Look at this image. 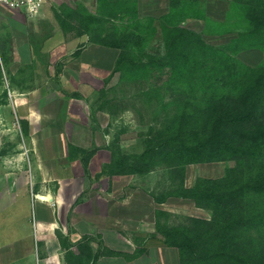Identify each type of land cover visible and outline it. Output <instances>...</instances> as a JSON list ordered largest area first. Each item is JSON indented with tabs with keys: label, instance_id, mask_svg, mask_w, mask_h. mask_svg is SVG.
Listing matches in <instances>:
<instances>
[{
	"label": "rangeland",
	"instance_id": "374dc122",
	"mask_svg": "<svg viewBox=\"0 0 264 264\" xmlns=\"http://www.w3.org/2000/svg\"><path fill=\"white\" fill-rule=\"evenodd\" d=\"M248 1L198 0L206 22L168 15L170 0H48L53 28L0 6V163L19 154L25 167L24 178L10 176L4 188L24 187L38 197L62 182L65 200L70 190L75 196L84 190V197L92 193L94 207L100 193L119 203L113 211L121 220L120 236L106 237L118 264H181L178 248L165 244L161 231L199 230L221 215L208 203L182 197V188L204 179H232L240 165L190 163L183 176L177 165L160 160L146 173L111 175L107 166L120 156L134 161L159 141L157 133L167 125L184 115L194 120L212 93L231 91L239 69L264 63V50L227 51L218 57L194 46L185 60L160 64L168 51L167 33L174 28L198 33L209 44L235 37L242 25L237 8ZM44 169L53 175L50 182L40 180ZM248 199L243 214L256 215L258 202ZM34 207H29L30 221ZM15 226L17 232L7 237L27 232ZM12 227L0 226V240ZM263 231L250 227L244 237L258 240ZM72 233L59 237L60 264H92L95 255H112L96 231L80 238ZM30 241L20 256L9 250L13 244L0 242V264H53L39 250L42 241L33 235ZM98 242L103 248L96 251ZM251 248L255 251L256 245Z\"/></svg>",
	"mask_w": 264,
	"mask_h": 264
},
{
	"label": "trees",
	"instance_id": "16d2710c",
	"mask_svg": "<svg viewBox=\"0 0 264 264\" xmlns=\"http://www.w3.org/2000/svg\"><path fill=\"white\" fill-rule=\"evenodd\" d=\"M197 1L170 0L168 15H179L181 21L191 16L210 22ZM237 10L242 25L224 44H209L198 33L184 28L172 29L167 33L168 51L160 64L185 60L194 46L218 57L227 51L264 50V0H250ZM91 19L95 17L88 15ZM97 41L119 45L117 41ZM236 80L231 91L212 93L199 106L194 120L184 115L167 125L157 133L159 141L134 156V161L120 156L107 166L111 175L146 173L160 160L177 165L183 176L190 163L234 161L240 165L239 175L232 179H204L191 188H182V197L197 204L208 203L221 215L199 230L170 227L161 231L164 243L178 248L181 264H264V231L258 240L244 237L250 227L259 225L264 230V63L239 69ZM247 197L257 200L256 215L243 214Z\"/></svg>",
	"mask_w": 264,
	"mask_h": 264
},
{
	"label": "crops",
	"instance_id": "0c3cea01",
	"mask_svg": "<svg viewBox=\"0 0 264 264\" xmlns=\"http://www.w3.org/2000/svg\"><path fill=\"white\" fill-rule=\"evenodd\" d=\"M30 17L33 18L34 22L41 25H48L50 28L55 27L54 17L47 3L43 5L37 14ZM10 166L12 170H10ZM23 167L24 162L22 161V156L19 154H17L13 161L8 159L0 163V226H3V228L8 225L13 226L11 230H7L6 228L7 232L3 233L4 239L0 240V242H4L7 245L13 244V248H6L5 250L16 251L15 256H20L19 251H22L25 243L29 244L31 242V235H33V238L37 236L38 241H42V247L40 246L39 248L42 252L41 254L47 252L50 263L60 264L59 261L63 252L60 245V241L62 240L59 237L67 236L68 232L71 237L72 232L75 231L74 234L80 238L84 235H94V231H96L97 234H100V241L104 242V245L108 248L107 251H110L112 254L103 256L104 254L102 253L103 255H100L96 259V264H118L119 258L112 253L115 247L107 243L106 237L110 235L109 237L114 240L120 236L121 220L119 216L114 215L113 211L114 206L119 203L107 199L100 193H96L95 200L97 205L94 207L92 193H88V197H84V190L76 196L70 190L65 200L61 195V191L64 190L62 182L59 183V186H56V189L51 190L49 188V190L44 191L45 196L38 195V197H34L35 195H32V192L24 187H17L14 190H10V188L5 189L2 182L10 178V176L21 174V177L24 178L25 167ZM39 177L41 182H50V177L52 178L53 175L50 169H44L39 173ZM30 205L32 207L36 206V208H32V221L29 220ZM108 206L112 211L111 214L108 213ZM29 224L32 226L31 231L28 230ZM15 225H18V229L26 227L27 232H22L20 236L7 237L8 233L14 234V232H17ZM50 244L54 247L51 253L49 252ZM96 246L97 249L94 247L96 251L100 246L103 248L100 242L96 243ZM78 252L77 250L74 251L75 254Z\"/></svg>",
	"mask_w": 264,
	"mask_h": 264
},
{
	"label": "built area",
	"instance_id": "2783aa9c",
	"mask_svg": "<svg viewBox=\"0 0 264 264\" xmlns=\"http://www.w3.org/2000/svg\"><path fill=\"white\" fill-rule=\"evenodd\" d=\"M48 0H0V6L20 10L28 16L37 14Z\"/></svg>",
	"mask_w": 264,
	"mask_h": 264
}]
</instances>
